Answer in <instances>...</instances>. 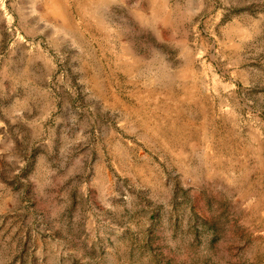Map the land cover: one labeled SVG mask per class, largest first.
Segmentation results:
<instances>
[{
  "label": "rangeland",
  "instance_id": "374dc122",
  "mask_svg": "<svg viewBox=\"0 0 264 264\" xmlns=\"http://www.w3.org/2000/svg\"><path fill=\"white\" fill-rule=\"evenodd\" d=\"M0 264H264V0H0Z\"/></svg>",
  "mask_w": 264,
  "mask_h": 264
},
{
  "label": "bare ground",
  "instance_id": "6f19581e",
  "mask_svg": "<svg viewBox=\"0 0 264 264\" xmlns=\"http://www.w3.org/2000/svg\"><path fill=\"white\" fill-rule=\"evenodd\" d=\"M56 4V3H55ZM51 7V6H50ZM63 7V6H62ZM51 9H52V7H51ZM64 10H65V8H64ZM55 12V11H54ZM67 13V12H66ZM69 19V18H68Z\"/></svg>",
  "mask_w": 264,
  "mask_h": 264
}]
</instances>
